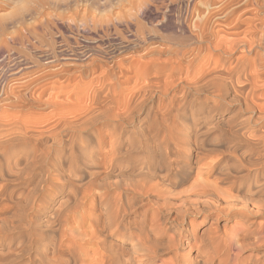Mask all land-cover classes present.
Returning <instances> with one entry per match:
<instances>
[{
    "label": "bare ground",
    "instance_id": "bare-ground-1",
    "mask_svg": "<svg viewBox=\"0 0 264 264\" xmlns=\"http://www.w3.org/2000/svg\"><path fill=\"white\" fill-rule=\"evenodd\" d=\"M111 1L105 2L109 4ZM166 1L176 2L163 0L161 4ZM241 1L231 0L227 5L221 3L224 6H220L218 10L211 7L217 4V0L199 1L191 4L186 11L180 6L170 25L162 23L158 27L148 26L138 18L139 13L148 10L151 0H131L133 8L136 4L139 7L137 12L120 8L104 15L87 13L84 16L82 23L88 31L92 26L106 37L116 35L123 43H127L123 45L161 42L166 47L160 48L159 55L148 61L145 70L146 74L149 72L147 83L141 85L139 80L141 86H137L138 81L135 83L133 80L131 85L140 87L133 88L135 91L132 94L129 92L131 97L126 98L125 107L116 99L115 94L119 90L115 86L117 83H114L119 82L120 77L114 74L119 77L113 80L110 78L114 83L106 81L100 87L93 81L100 88L97 93L93 95L96 91H91V99L83 95L85 101L83 98L79 99L81 103L88 99V105H82L83 103H77L73 99L67 103L65 100L64 103L62 100L55 101L54 98L58 95L52 97L51 92L54 100L50 96H47L50 99H46L44 96L49 89L59 92V98L64 97L65 90L60 89L64 90L61 96L59 84L56 86L53 83L45 85L46 87L42 85L39 95L32 99L51 107L50 115L62 111L52 123L48 121V117L52 119L55 118L54 115L51 117L48 114V124L43 125L42 122L46 120L43 121L42 117L41 121H33L28 114H22L24 117L15 119L19 116L15 112V117L10 114L0 121V264H264L263 127L262 133H258L257 129V133H250V129L249 133H241L242 129H239L240 133H236L235 127L233 132L239 136L233 135L242 139L244 144L236 143L237 145L223 148L224 143L221 144L220 141H209V138L206 140L209 132L207 129L211 126L205 129L204 124L208 125L209 121H203L201 126L198 123L207 132L198 127L194 129V133H184L183 130L180 133V129L172 131L176 123L174 124L173 119L170 120V109L166 106L168 112L161 106L156 109L162 111L155 110L154 114L156 117L153 122L158 124L155 132L143 133L139 127L142 134L132 137L124 128L125 124L133 123L134 114L153 97L156 89L166 88L167 83L164 87L162 85V71L180 73L185 56L192 53L196 58L201 57L205 44L209 52L213 49L221 57L217 58L216 64L212 62L214 65L199 63L195 68L192 67L194 70L190 68L193 66L192 61L199 59H192L186 65V87L189 91L194 88L198 92H212L218 100L232 95L231 101H237L244 106L242 109L250 111L246 124L251 120L264 123V98L261 101V93L257 94V86L260 84L257 85L255 80L256 75L264 76V59L260 57V53L264 51V0H257L256 6L252 0ZM204 6L206 10L203 9ZM156 9L158 12L159 7ZM195 14L201 19L193 23L190 18ZM117 25H125L123 27L128 29L134 40L129 39V35H124ZM237 51L242 52V55L239 58L237 56L234 67L231 65L233 68H227V61L223 57H230ZM92 52L104 57H109L110 54L105 50ZM162 54L166 56L162 58ZM72 55L73 58L79 57L74 50ZM81 55L85 53L81 52ZM50 58L53 61L58 57L56 55ZM94 58L91 59V64L95 63ZM99 60L101 63V59L98 62ZM250 63L256 68L254 71L251 66L253 72L248 68ZM126 65L122 66L127 68ZM125 73L130 74L127 71ZM125 73L121 80L124 77L127 79ZM102 79L104 80V76ZM166 81L163 82L164 85ZM91 82L88 84L91 85ZM261 85L264 87V83ZM248 86H251L249 91ZM75 89L74 92L70 91L75 93ZM133 89L130 88L132 91ZM87 91L86 89L84 95ZM73 93L70 95H74ZM88 94L90 95L89 91ZM119 95L121 99L122 90ZM184 96L182 100L185 101ZM16 97L23 99L22 93ZM182 102L184 104L187 101ZM235 109L237 116L239 111L237 107ZM207 116L206 118H211V115ZM38 123L41 126H36ZM99 123H103L106 133L94 130ZM237 124L240 125L238 122ZM216 127L217 125L214 128ZM107 139L109 145L105 146ZM192 145L195 147L191 148ZM80 211L83 222L88 223L89 231L85 233L71 225L75 221V214ZM199 218L203 220L199 221ZM13 220L17 223L14 228L41 229L43 226L49 230H35L27 234L24 229L3 228L11 225ZM230 222L233 225L229 227ZM221 225L225 228L224 233H221ZM226 228H231L229 233ZM164 256H169V259H164Z\"/></svg>",
    "mask_w": 264,
    "mask_h": 264
},
{
    "label": "rangeland",
    "instance_id": "rangeland-1",
    "mask_svg": "<svg viewBox=\"0 0 264 264\" xmlns=\"http://www.w3.org/2000/svg\"><path fill=\"white\" fill-rule=\"evenodd\" d=\"M105 1L106 0H0V116H1L0 121L4 120L10 114H14L13 112H15V114L19 113V116H16V117L14 114L15 119H17L18 117L20 118V117H24V116L29 115L31 120H33V121L40 120L41 121L42 120L41 117H42L43 121L46 120V122L45 121L42 122L43 125H45V123L48 124L47 123L48 121L52 123V122H54L53 120H57L59 118V115H61L60 113L62 111L56 114L58 117L56 115H54V113H52L50 115L49 111H50V113L52 112L51 107H48L45 104H41L39 102H36L32 99L34 96L39 95V93L41 92V89H43L42 85H44V87H46V86H50V84L52 85L53 83L56 86H58V84H59V86H61V88H59V91L60 92L62 91L61 96L63 95L64 90H65L64 97L62 96L61 98H59L60 97L59 96L60 94H58L59 92L55 93L53 91V89H51V90L49 89V92L46 91V93H48V94H46L44 96L46 99H48V98L50 99L51 93H52V97L56 96V94L58 95V97L56 96L54 98L55 101L62 100L63 103L65 101H66L65 103H67V101H70L71 99H73L77 103H79V102L81 103L80 100L82 98L85 101V98L89 99L90 96H92V94L94 95V93H97V91L100 89L99 86H97L98 84L101 87L103 82H106V81L114 83V81H111V80H113L115 78H119V77L121 78V76H123V73H125L126 71L128 73H130L132 71L129 75L127 73H125L127 76V79H124L125 77L122 78V80L119 78V82L117 81L114 83V84L117 83L115 86L118 88L120 93H121V90L123 92V95L120 99L121 95H119L120 93H118L119 91H117V94H115V95H117L116 99L121 102V105L123 104V107H125L124 104H126V101H127L126 98L129 99V97H131L132 92L135 91L133 88L138 89L145 82L147 83L146 80L148 79V76H149V72L146 74V71H145L147 63H148V61L156 58V56L159 55L158 52L161 49L166 47L165 44H162L161 42H156V43L151 42V43L142 45V43L139 42V44L141 43L140 44L141 46L139 44L138 45L130 44V45L126 46L123 44H127V43L126 42L123 43L121 38L117 37L116 35H113L112 36L113 38L112 37H106L101 32H99L98 29H97V31H95V29L92 26L89 27L90 30L88 31L85 28V25L82 23L83 18L87 13H91V14L96 13V14L104 15L106 13H109V11H112V10L118 11V9H120V8H124L126 11H129V12H132V11L137 12V10L139 9V7H137V4L134 6V8L132 7L131 0H112L109 4H107ZM199 1H202V0H176V2H174V3H171L170 1H166L165 4H161L163 2V0H151V5L152 4H154V5L153 6L149 5L148 10L144 11L145 14L139 13L140 16H138V18L139 19L141 18V20H139V21L142 22V20H143L144 21L143 23L146 22L145 24H148V26H154L155 25L154 27H158V25H160L162 23L170 25L171 24L170 22L175 20L174 17L178 14V12L180 10V8H179L180 6H182L186 11L188 9V7L192 6L191 4L197 3ZM217 1L219 3L217 2V4L211 6L215 10H218L220 8V6L227 5L231 2V0H217ZM242 1H244V0H242ZM224 2H226V4ZM252 2L254 3L255 6L258 3L257 0H252ZM221 3H223L224 5H222ZM254 5H251V6L254 7ZM150 6H151L152 10L150 9ZM158 7H159V11L157 12L156 8H158ZM203 9L206 10L207 9L206 6H204ZM152 11H154V12H152ZM155 11H156V14L158 13L157 15L155 14ZM183 13L185 15V12H183ZM141 15H142V17H141ZM247 15H252V14H247ZM199 19H201V18L195 14L193 17L190 18V21L194 23V22L199 21ZM117 26L119 27L118 29L120 31H123L124 35H126V36L129 35L127 37L129 39L131 38V40H134V38L131 36V33L128 31V29L126 27H123L125 25H122V26L117 25ZM84 28H85V30H83ZM91 29H93V30H91ZM205 45L203 47V50L201 51V55L204 58H202L201 55H200L201 57L196 58L195 56H192V55H194L192 53H189V55L187 54V56H185V59H183V61H182L184 65L182 64L183 70H181L180 73H179V71H177V72L176 71L175 72H171V71L168 72V70L162 71L161 77H163V78H161V80L162 81L167 80L165 82V85L163 83L164 81L162 82V85L164 87V86H166V83H167V86H168V87L166 86L167 89L165 87L162 90L160 89L162 92V95H161V92H159L160 90L156 89L154 91L153 97L150 100L148 99L147 102L145 104H143V107L144 106L145 107L144 108L142 107L143 109L141 108L139 112H136L134 114L133 123H127L124 125L126 133H128V134L131 133L133 135L132 137H135V136L142 134V131H144L143 133H147L149 131H151L149 133L155 132V130H156L155 126H158V124L156 125L153 122L155 120L154 118L156 117V116H154V114L160 110L162 111V109H160V110L156 109V108H159L161 106H163L161 108H163V109L165 108L164 110L168 111V107L170 109V112H171L169 115V117L171 116L170 120L173 119L172 121H174V124L176 123V125H174L175 127H173L175 129H173L172 131L177 132L180 129L178 131L180 133H183V131H184V133H185V131L188 133H194L195 130L197 129V127L199 130L200 129L203 130L204 128L207 129L211 126L210 128L213 127L212 129H210V128L207 129V131H209V132H207L204 129V132H207L206 140L209 138L208 139L209 141H220L221 144L224 143L222 145L223 148H225L226 146L229 147V146L234 145V144L235 145L244 144V142H242L243 141L242 139L235 137L237 135L239 136V134H236V133H240L239 129H242L241 133L246 132V131L248 133H249V131H250V133H252V132L257 133V131H255V129L259 130L258 133H262L261 130H262V127L264 128V126H263L264 123H259L258 121H257L258 122L257 123L255 120H251V122H248L249 124L247 123L248 124L247 125L246 120L250 116V111H247L246 109H242V108H244V106H241V104L238 103L237 101H235V102L231 101L232 95H230V96L227 95L226 98H224V99L219 98V100H218V97L217 96L215 97V95H213L212 92L211 93L208 91H199L198 92L197 90L195 91L194 88H191L189 91V88H187L188 83L186 82L187 79H185L186 78V67H187L186 65H188V63H190L192 61V59L193 60L199 59V60L195 61V62L192 61L193 66H191L190 68H192V67L195 68L197 66V64L199 65V63L200 64L201 63L202 64L207 63V65H208V64H211L213 62L216 64L218 62L217 60L221 57L220 54L218 52L214 51L213 49H211L210 50L211 52H209V49H207V45L206 46ZM173 47L176 48V46H173ZM141 48H143V49H141ZM205 48L208 51L205 50ZM91 49L92 50L108 51V52H110L109 57L108 56L104 57V56H100V55H98L99 56L98 57L97 54H93ZM73 50L79 54L78 58H73L74 57L72 55ZM81 52L85 53V55H81ZM155 53H156V55L154 56ZM241 53L242 52L237 51V52L233 53V55L230 57L224 56L223 60L227 61L225 64V65H227L226 67L227 68H229V66H230V68L232 66L234 67L235 62H237L238 58L242 55ZM89 54L92 56H89ZM150 54L153 56L149 57ZM56 55L58 57L57 60L51 61L50 57L56 56ZM110 55H111V57H110ZM217 55H219V56H217ZM161 56H162V58H164L166 55L162 54ZM237 56H238V58H237ZM93 57H95L94 59H95L96 65H95V63H92V64L90 63L91 59L93 60ZM100 57H102V58H100ZM205 57H206V59H205ZM260 57L262 59H264V51H262L260 53ZM114 58H115V60H114ZM98 59H101V63H100V60L98 62ZM201 60H203V62H201ZM119 61H121V62H119ZM230 61H231V64L229 63ZM118 62H119V64H118ZM139 63H141V64H139ZM99 64H101L103 66H101ZM120 64H121V66H120ZM122 65L123 66L126 65L127 68L129 66L130 67L127 69V68H124ZM138 65H140V66H138ZM251 66H252V69L255 71L256 68L253 67L254 65L252 63H250L248 65V68L253 72V70L251 69ZM85 67H87V68H85ZM120 68H121V70L122 69L123 70L121 71ZM184 69H185V71H184ZM124 70H126V71H124ZM104 71H106V72H104ZM110 71L113 73L112 75L110 74L111 73ZM167 72H168V74H167ZM132 73H134L133 76L135 78L137 77L136 79L133 78ZM114 74L118 75L119 77H115ZM105 75L107 78L105 77ZM103 76H104V80L102 79ZM129 76H130V78H129ZM138 76H139V78L143 77L142 78L143 80L139 79ZM258 76L256 75L257 78L255 77L256 78L255 80L257 81V85L260 84L259 87L257 86V88H259V90H257V94L260 95L259 93H261V96H259V97H261V101H262V98H264V93H263L264 87L261 84L264 83V76L263 75H258ZM260 76H261V78H260ZM144 77H145V80H144ZM164 77H165V79H164ZM110 78H111V80H110ZM128 78H129V80H128ZM182 78H183V80H181ZM133 80L135 81V83H136V80L138 81L137 86L139 84V80H141V82H140L141 85L139 84L140 85L139 87L132 86ZM86 81H87V83H86ZM120 81H121V84H120ZM130 81H132V82H130ZM90 82H91V85L88 84ZM128 82H130V84H128ZM184 83H185V85H184ZM80 84H82L83 86ZM86 84H88V85H86ZM74 85L77 89H80V90L75 89ZM130 85H131V87H130ZM181 85H183V86H181ZM84 86H85V88H84ZM120 86H122V87H120ZM63 87H66V88H63ZM88 87H89V89H88ZM248 87H247V91L250 90L251 86H248ZM38 88L40 89V91ZM130 88L133 89V91L130 90ZM60 89H64V90H60ZM73 89L76 90L75 93H73L74 92ZM82 89H84L85 91ZM86 89L89 91L90 95L88 94V91H87V94L85 93V95H84V92H86ZM70 90L73 92H71ZM126 90H130V91L127 92ZM5 91L6 92L8 91V92L6 93ZM16 91H18V92H16ZM55 91H58V89ZM91 91L92 92L96 91V92L92 93ZM174 91H176V93ZM183 91L184 92L186 91V93L184 94ZM9 92H13L14 94L15 93H17V94L22 93L23 99L16 97L17 94L12 95V93H11V95H10ZM76 92H78V93H76ZM124 92L127 95L124 94ZM129 92L131 94H129ZM53 93L55 95H53ZM70 93L71 94L73 93L74 95H70ZM8 94H9V97L7 96ZM66 94H68V95L66 96ZM178 94H180V95L178 96ZM79 95H81V96H79ZM82 95L85 98L82 97ZM88 95H89V97H86ZM124 95H126V97ZM184 95H186L188 97H186ZM47 96H50V97H47ZM69 96H71V97H69ZM77 96H79L78 99H77ZM183 96H184L185 101L188 102V105H187V102L182 100ZM52 97H51V100L53 99ZM124 97H125V99H124ZM122 98H123V100H122ZM172 98H174L173 99L174 101L172 100ZM88 99H86V102H84L85 104L83 103V101H82L83 104L82 103L81 104L82 105H88L90 102V101L87 102ZM180 99L183 102H185L186 104L185 103L181 104L182 101ZM213 99H215V100H213ZM229 99H230V101H229ZM192 101H194V102H192ZM123 102H125V103H123ZM155 102H157V103H155ZM159 102H160V104H159ZM190 102H192V103H190ZM222 102L224 104H226V106ZM150 103H152V104H150ZM163 103H165V104H163ZM203 103H204V105H202ZM212 103H215V104H212ZM259 103H260V100H259ZM262 103H264V99H263ZM180 104L182 107L179 106ZM213 105L215 108L213 107ZM166 106H168V107H166ZM174 106H176L178 109H172V107L176 108ZM183 106H185L186 110H184L185 108ZM198 107H200V108H198ZM236 107H237V110L239 111V113L236 114L237 116H235V113L237 112V111H235ZM150 108H151V110L154 108L155 109L151 111ZM188 108H189V110H188ZM194 108H196V109H194ZM240 108H241V110H240ZM145 109H147V110H145ZM180 109H182V110H180ZM155 110H156V112H155ZM175 110H176V113L178 112L179 114L178 113L177 114L183 118L180 119L179 116L175 113ZM212 110H213V112H212ZM8 112H9V114H7ZM138 113H140V114H138ZM189 113H191V114H189ZM192 113L193 114L195 113L196 115L195 114L193 115ZM205 113H206V115H204ZM4 114H5V116H4ZM26 114H28V115H26ZM45 114H47V115L45 116ZM48 114L51 117H52V115H54L55 118L56 117L57 118L55 119L54 117H52V119H50V117H48ZM207 114H208V116H207ZM147 115H148V117H147ZM200 115H201V118H200ZM143 116L144 117L146 116L145 119ZM175 116H177V117H175ZM206 116L207 117L210 116L211 118H206ZM46 117H48L49 120ZM172 117H174V118H172ZM235 117H237V119H235ZM227 118H229L230 120ZM239 118H240V120H239ZM206 119H208V120H206ZM226 119L228 121H230V124H228L229 122ZM244 119H245V121H244ZM179 120H180V122H179ZM199 120H202V121H199ZM185 121L187 122V124ZM203 121H209L210 123H208V125L204 124L205 127L202 128L200 126L202 125L201 123ZM236 121L238 123H240V125L237 124ZM40 123H38L39 125L37 124L36 126H41L42 123L41 124ZM192 123H194V124H192ZM198 123L200 126H198ZM252 123H253V125H252ZM99 124L96 125L94 130L99 132V133L102 131L101 134L106 133V128H104L105 126H103V123H99ZM145 124H147V126L149 125V127L151 129L147 126L145 127ZM214 125L215 126L217 125V127L214 128L215 127ZM244 125L246 126L247 129L245 128ZM176 126H178L179 128H176ZM188 126H189V128H188ZM102 127H103V129H102ZM139 127L142 129V131ZM191 127L192 128L194 127V128L192 129ZM235 127L237 128L236 133H234L235 130H233V129H235ZM96 128H98V129H96ZM99 128L102 130H100ZM190 128H191V130H190ZM248 129H250V130L248 131ZM228 130H229V132H228ZM233 133L235 136L233 135ZM227 134L229 137L227 136ZM218 135H220V137ZM225 136H227V137H225ZM230 137H232V138H230ZM221 138H223V139H221ZM217 139H219V140H217ZM229 139L232 141H227ZM240 140H241V142H240ZM107 141H108V139L106 140V142H104L105 146L109 145ZM104 145H103V147H105ZM194 147H195L194 145L191 146V148H194ZM141 148H143V147H141ZM27 181L26 182L29 183V180H27ZM81 214H82V211L75 214V216H74L75 221H73L71 223V225L74 227V229L78 230L79 232L85 233V232L89 231V228L87 227L88 223L83 222L84 220H83ZM202 220H203V218H199V221H202ZM16 224L17 223L14 221L13 223H11V225L8 224L5 227L3 226V228L7 227L8 229H13L14 226H16ZM231 225H233L232 222L229 223V227ZM9 226H12V227L10 228ZM42 227H41V229H43V231L49 230V228L46 229L45 227H43V228ZM28 228H20L19 229L16 227L14 229L20 230V231L22 229H24V231L27 234L31 233V232H35V230H41L40 228H35V227H31L30 229H28ZM220 229H221V233H222V231L224 233L225 228L223 227V225H221ZM230 229L231 228H226V232L229 233ZM28 230H29V232H28ZM187 250L188 249L186 248L185 251H187ZM184 253H186V252H184ZM164 259H169V256H164Z\"/></svg>",
    "mask_w": 264,
    "mask_h": 264
}]
</instances>
